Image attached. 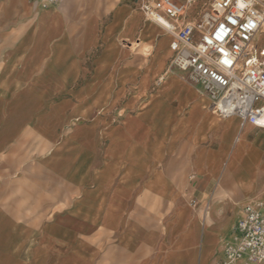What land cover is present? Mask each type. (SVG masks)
<instances>
[{
  "label": "crops",
  "instance_id": "crops-1",
  "mask_svg": "<svg viewBox=\"0 0 264 264\" xmlns=\"http://www.w3.org/2000/svg\"><path fill=\"white\" fill-rule=\"evenodd\" d=\"M171 41L134 0H0V264H216L264 207V128Z\"/></svg>",
  "mask_w": 264,
  "mask_h": 264
},
{
  "label": "built area",
  "instance_id": "built-area-1",
  "mask_svg": "<svg viewBox=\"0 0 264 264\" xmlns=\"http://www.w3.org/2000/svg\"><path fill=\"white\" fill-rule=\"evenodd\" d=\"M196 1L154 0L142 8L173 35L172 65L202 87L221 116L264 128V0H213L189 18ZM232 261L264 263L261 202L245 205L216 264Z\"/></svg>",
  "mask_w": 264,
  "mask_h": 264
},
{
  "label": "rangeland",
  "instance_id": "rangeland-1",
  "mask_svg": "<svg viewBox=\"0 0 264 264\" xmlns=\"http://www.w3.org/2000/svg\"><path fill=\"white\" fill-rule=\"evenodd\" d=\"M135 2H136V4L140 7V9H141V11L145 14V16L149 19V20H151V21H154V20H152L151 18H150V16H148L147 14H146V12L143 10V8H142V4L145 2V3H148V4H151L154 0H134ZM212 1L213 0H197L194 4H193V6L191 7V10H190V12H189V18H192L193 16H195L196 15V13L198 12V11H203L204 9H207V8H209L210 7V5H211V3H212ZM154 22H156V21H154ZM158 23V22H157ZM161 25V24H160ZM161 27L163 28V29H165L162 25H161ZM166 30V29H165ZM167 31V30H166ZM170 33V32H169ZM171 34V33H170ZM172 35V34H171ZM172 40H173V35H172ZM172 42V41H171ZM123 44L124 45H129L130 44V42L129 41H127V40H124L123 41ZM133 45H137V43L135 42V40H133ZM170 45H171V43H170ZM170 49H171V47H170ZM172 51V50H171ZM172 55H173V52H172ZM170 64L172 65V57H171V60H170ZM172 67H174L173 65H172ZM179 70V69H178ZM181 71V70H180ZM181 72H183V74H184V76L185 77H187L188 78V75H187V73L186 72H184V71H181ZM189 79V78H188ZM190 80V79H189ZM191 81V80H190ZM191 82H193V81H191ZM194 83V82H193ZM201 89H202V87H201ZM202 91H203V89H202ZM203 93H204V91H203Z\"/></svg>",
  "mask_w": 264,
  "mask_h": 264
},
{
  "label": "bare ground",
  "instance_id": "bare-ground-1",
  "mask_svg": "<svg viewBox=\"0 0 264 264\" xmlns=\"http://www.w3.org/2000/svg\"><path fill=\"white\" fill-rule=\"evenodd\" d=\"M157 23V22H156ZM159 24V23H158Z\"/></svg>",
  "mask_w": 264,
  "mask_h": 264
}]
</instances>
